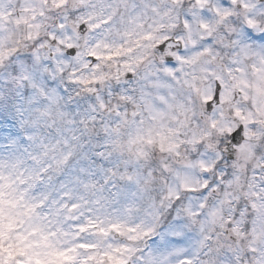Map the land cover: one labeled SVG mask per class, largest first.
<instances>
[{
  "label": "clouds",
  "instance_id": "clouds-1",
  "mask_svg": "<svg viewBox=\"0 0 264 264\" xmlns=\"http://www.w3.org/2000/svg\"><path fill=\"white\" fill-rule=\"evenodd\" d=\"M0 264H264V0H0Z\"/></svg>",
  "mask_w": 264,
  "mask_h": 264
}]
</instances>
